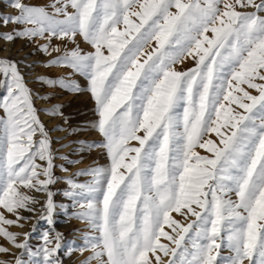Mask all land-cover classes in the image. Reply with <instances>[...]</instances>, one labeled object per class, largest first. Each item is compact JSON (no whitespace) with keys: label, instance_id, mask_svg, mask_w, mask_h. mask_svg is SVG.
<instances>
[{"label":"snow or ice","instance_id":"6c2138e0","mask_svg":"<svg viewBox=\"0 0 264 264\" xmlns=\"http://www.w3.org/2000/svg\"><path fill=\"white\" fill-rule=\"evenodd\" d=\"M6 3L16 14H0V26L17 27L0 39L43 40L40 52L58 53L44 66L68 75L39 82L91 93L103 140L81 141V151L100 147L110 159L64 177L68 187L59 194L70 203L55 204L50 186L61 178L49 130L21 62L0 58V237L23 250L15 264H62V234L45 231L44 246L33 251L29 233L18 242L3 227L28 219L19 210L36 211L37 192L47 194L49 224L57 207L86 223L83 243L65 249H90L82 264H264V0ZM188 57L193 68L174 67ZM62 107L46 111L62 114Z\"/></svg>","mask_w":264,"mask_h":264},{"label":"rangeland","instance_id":"374dc122","mask_svg":"<svg viewBox=\"0 0 264 264\" xmlns=\"http://www.w3.org/2000/svg\"><path fill=\"white\" fill-rule=\"evenodd\" d=\"M34 1V0H33ZM36 1V0H35ZM41 5L47 4L50 0H40ZM174 10V9H173ZM0 14L15 15L16 10L7 6L6 0H0ZM17 26L9 24L7 26H0V32H9ZM123 28V25H121ZM211 36V33H209ZM80 42V47L85 51H93L90 45L83 42L81 38H77ZM45 43L43 40H37L35 42H29L26 39H16L13 42H8L0 39V58H11L16 61H20L19 67L24 73L27 86L33 90V99L35 107L40 110L38 112L39 119L43 122L45 127L49 130V135L52 139V149L55 152L56 159L54 161L57 167L54 169V173L61 180L56 184L50 186L51 190L58 194L53 197L54 203H62L64 196L59 194L63 189L68 186L64 183L63 178L72 176L79 170L97 167V166H108L110 165V159L106 154V150L100 147H94L90 150L85 147V150L81 151L80 142H85V145H90L93 142H102L103 137L95 129L94 125L98 122L99 116L96 112V104L91 96V93L87 90L80 93H73L67 90H63L59 87H50L43 85L39 82V77L58 78L67 76L69 69L64 67H45L46 62L58 53H53L52 56H47L38 50V44ZM53 43H60L59 41H53ZM154 43V42H153ZM7 45H10L8 53H5ZM69 47H72L69 44ZM193 64V65H192ZM26 65H33L27 67ZM195 66V62L191 57L186 58L183 63H177L174 67L177 70L186 71ZM82 88L87 89L88 82L81 76L76 75L73 77ZM253 94L255 92L253 91ZM42 97H50L49 99H43ZM55 105H62L60 109L62 114L52 115L48 109H52ZM59 129V130H57ZM76 130L73 132V130ZM142 135L143 133H139ZM213 140L217 137L215 133L210 134ZM129 144L134 147H138L137 141H129ZM197 151L201 155H211L207 153L205 149L198 148ZM62 157H67L62 159ZM68 160L80 161L79 163L69 164ZM64 165L68 170L62 171L59 165ZM79 182H84L89 179L88 176L77 177ZM45 193V192H41ZM235 198V197H234ZM47 200V194L42 198L41 204L36 205L35 212H29L25 210H19L20 216L27 217L28 219H21L17 224L12 226L3 225L8 231L18 233V242L25 241L26 233L30 234L28 243L33 251L44 246V241L41 238L45 231L50 232V235L55 233L62 234V247L57 253L60 256L62 264H82L91 255V250H85L83 252L73 251L71 254H66L65 249L75 241L76 245L83 243L82 233L84 232L81 228H77L74 232L70 233V225L75 221L70 215H66L65 211L59 207L53 210L52 223L49 224L46 218V214L42 215V205ZM69 213H72V208H69ZM4 215L8 219L16 220V216L4 212ZM172 216L179 220L181 223H187L184 218L177 213H172ZM191 219H194L192 217ZM35 229V230H33ZM165 231H171L165 226ZM163 243H167L163 237L161 238ZM0 244L9 249L8 253H0V261H11L15 264V258L20 256L22 249L14 247L12 243L7 241L5 238L0 237ZM51 247V245H48ZM89 252V253H88ZM227 254V253H225ZM88 256V257H87ZM23 260L28 261L29 257L24 255ZM33 260H40L41 257H33ZM167 259V257L165 258ZM94 264V262H93Z\"/></svg>","mask_w":264,"mask_h":264},{"label":"bare ground","instance_id":"6f19581e","mask_svg":"<svg viewBox=\"0 0 264 264\" xmlns=\"http://www.w3.org/2000/svg\"><path fill=\"white\" fill-rule=\"evenodd\" d=\"M26 2H29V3H31V4H36V5H41L42 4V2L40 1V0H26ZM9 47H10V45H7V48H6V50H5V53H8V51H10L9 50ZM193 65V64H192ZM63 165V164H62ZM84 169V168H83ZM82 170V169H81ZM81 170H79V171H81ZM78 172V171H77ZM33 195H35V197L39 200V201H41L42 202V198L45 196V193H41V192H37V193H33ZM62 203H64V204H69L70 203V201L66 198V197H64V198H62ZM74 211H77V209H72V212H74ZM70 233H72V232H74V230L75 229H77V228H81L83 231H86L87 230V225H86V223L84 222V221H82V220H79V219H75V221L74 222H72V224L70 225ZM89 253V252H88ZM88 257V256H87Z\"/></svg>","mask_w":264,"mask_h":264}]
</instances>
